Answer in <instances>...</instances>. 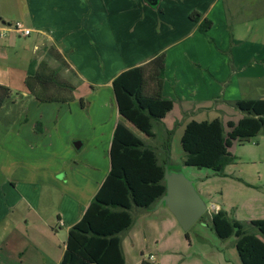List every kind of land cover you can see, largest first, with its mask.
Here are the masks:
<instances>
[{
    "label": "crops",
    "instance_id": "0c3cea01",
    "mask_svg": "<svg viewBox=\"0 0 264 264\" xmlns=\"http://www.w3.org/2000/svg\"><path fill=\"white\" fill-rule=\"evenodd\" d=\"M161 1L152 5L148 0H119L118 7H113L109 0H12L9 8H16V5L20 7V3L21 11L18 16L24 20L28 18L29 25L25 27L31 30V34L22 36L10 28L13 21L7 20H14L16 17L8 14L6 2L0 0V49L6 50L5 53L0 52V84L8 86L12 91L17 86H24L23 96L28 99L30 108L35 107L33 109L39 111L32 125L28 117L30 109H26L25 116L15 117L11 121L14 124L8 132L10 147L0 152L1 169L7 170L6 178L0 182V264H49L50 260L51 249L36 231L29 229V219L34 208L39 210L43 199L54 200V191H57L60 183L56 175L60 169L39 165L38 170H32L29 161L22 157L24 150H32L31 139L38 145L34 138L44 136L47 131L45 114L42 112L45 106L33 96L30 97L25 80L38 70L41 60L48 57L49 47H55L64 56L73 73L77 86L73 105L84 98L88 100L86 106L89 110L97 107L94 110L97 112L96 116L89 118V123L97 130L93 131L94 137L99 139L108 152L107 163L95 161L91 166L93 174L89 177L85 190L69 192L62 187L57 224L61 228L58 232L65 230L69 233L82 218L110 172L113 134L119 123L125 124L118 110L113 80L123 71L143 65L158 54L165 53L163 96L173 100L175 104L167 117L171 114L173 120L178 122H182L184 118L183 124H187L194 118H205L214 111L213 119H221L220 113L225 111L212 106L213 102L221 101L218 91L223 88L224 78L220 76L230 73L229 58L214 50L220 47L211 35L213 22L207 33L199 30L201 21L209 20L219 2L213 1L206 10L195 8V12L199 11L201 15L200 22H196L190 17L192 9L181 4L184 0H175V4L166 9L159 5ZM253 5L254 9L258 8L259 13L264 12V5ZM222 7L225 9L223 5ZM191 23H195V26L191 27ZM223 25L225 27L224 22ZM143 28L153 31L151 43L154 47L148 55L144 53L149 48L150 41L141 40L138 33H142ZM174 28H185L187 31L177 36L173 35ZM168 30L172 32L170 36ZM32 35H36L34 40H30ZM210 39H213L215 45ZM263 56L264 53L259 58L251 55L237 56L235 52L233 54L238 67L247 74L243 79L253 81V89L260 98H264V64L259 63L264 59ZM252 58H255L254 63L251 62ZM136 59L141 61H129ZM171 59L175 60V69L170 75ZM23 62L29 66L28 69H22ZM13 101L14 104L8 106L11 113L18 105V99ZM110 108L113 109L114 118L106 127V118L99 114V109L108 111ZM225 114L231 117L226 112ZM234 117L228 121H233ZM242 117L243 115L238 119ZM59 119L57 116L54 123L57 124ZM184 126L180 127L182 134ZM167 128L171 127L167 125ZM82 142L78 143L80 147L85 145V141ZM3 155L8 156L7 163L4 162ZM24 171L27 173L17 174ZM17 176L19 180L16 179ZM212 204L213 210L221 209L219 204ZM211 208L209 211L213 212ZM32 250L39 254V261L26 258V253ZM62 258L57 264L61 263Z\"/></svg>",
    "mask_w": 264,
    "mask_h": 264
},
{
    "label": "rangeland",
    "instance_id": "374dc122",
    "mask_svg": "<svg viewBox=\"0 0 264 264\" xmlns=\"http://www.w3.org/2000/svg\"><path fill=\"white\" fill-rule=\"evenodd\" d=\"M3 1L6 2L8 14L16 17L14 20L13 18L7 20L8 22L13 21L12 24L20 22L24 26L29 25L28 18L24 20L18 16L21 11L20 3V7L16 5V8L11 9L9 5L12 0ZM213 1L219 2V5L209 17V20L214 23L211 35L220 47H216L217 49L214 50H218L229 58L230 73L220 76L224 78L223 84L221 83L223 88L218 91V97L221 101L213 102L212 107L222 108L231 117L235 115L233 121L238 122L242 113L233 106L234 103L242 99L260 97L258 92L253 89L255 86L253 81L243 79L247 74L238 67L233 54L235 52L237 56L251 55L259 58L264 53V12L259 13L258 8L254 9L253 5H264V0H184L181 1V4L192 9L191 17L193 13H200L199 11L195 12V8L199 7L206 10ZM109 2L113 7H118L119 0H109ZM174 4L175 0L159 2L161 8L164 9ZM256 14L257 16H255ZM188 20L189 18H187ZM190 26H195V23H191ZM185 31H187L185 28H174L173 35L180 36ZM168 32V36H170L172 32L170 30ZM138 33L141 40L150 41V46L144 55L150 54L154 47V44L151 43L153 31L150 32L148 28H143L142 33ZM35 37L36 35H32L30 40H34ZM212 43L214 44V42ZM213 48L215 47L213 46ZM5 51L0 49L2 53ZM21 51L24 52L22 48ZM31 57L32 54L29 55V58ZM255 58L251 59L252 63H254L253 59ZM49 60L52 66H59L57 61ZM259 63L264 64V59ZM21 67L28 69L29 66L23 62ZM174 69L175 60L171 59L169 62L170 75L174 73ZM62 75L71 78L73 82L75 81L73 73L66 67L62 68ZM218 86L220 88V85ZM23 89L24 86H17L12 91V98L0 111V152L3 149L8 150L10 147L8 132L14 124L11 121L15 117L17 119L25 116L26 109H30L28 117L30 125H32L35 122V115L39 113L33 109L35 107L30 108L28 99L23 96ZM81 93L83 92L81 91ZM30 97L32 98V96ZM14 99H18V105L15 111L11 113L8 106L14 104ZM83 100L86 106L88 100L84 98ZM41 104L45 106L42 112L45 114L47 131L44 136L34 138V141H38V145L33 143L31 139L32 150H30L31 148L24 150L22 157L29 161L32 170H38L39 165H44L50 169H60L56 178L60 182L58 186L61 190L57 187V191H54L56 194L53 201L43 199L39 210L36 208L32 210L29 229L36 231L46 246L51 249L49 264H57V261L62 258V253L64 255V247L68 238L65 230L58 232L61 227L57 225L59 223L58 208L60 207L62 187L69 192L71 190L75 192L76 189L78 191L85 190L90 180L89 177L93 174L91 166L94 165L95 161L101 163L106 161L107 163L108 152L102 147L99 139L94 137L93 131L97 132V130H94L89 123V118L92 119L93 116H96V106L89 110L88 106H84L85 108L82 106L80 100H77L74 105L72 101L70 103ZM225 112L220 113V117L226 125L231 117H227ZM212 113L215 112L212 111ZM212 113L206 115L205 118L194 119L198 121L212 120ZM99 114H103L106 118V127L114 118L112 108L108 111L99 109ZM57 116L60 119L55 124ZM172 117L173 115L170 114L165 120L166 127L168 125L172 130L168 153L164 149L165 134L158 127L156 128L158 137L151 140L135 125L125 121L126 119L122 121L139 138L158 147L162 161L168 162L171 168L182 169L189 179L194 180L197 191L209 208L213 205L212 203L219 204L229 217L240 222L250 223L255 220H264V132L248 142H235L230 152L237 158L236 163L227 166L224 175H217L208 169L184 165V151L181 145L182 128L180 127L186 126V124H183L184 118L181 120L182 122H178ZM82 141H85V145L77 148L76 144H82ZM2 158L7 163L8 156L3 155ZM5 171L0 166V182L7 176ZM25 173L27 171L17 174ZM16 179L19 180L18 176ZM131 214L134 218L133 226L123 237L126 264H242L234 241L232 239L222 240L214 231L211 222L212 211L208 210L188 232L183 230L176 217L164 204L156 205L149 210L134 207ZM260 237L264 241V236ZM38 255L32 250L30 253H26V258L39 261Z\"/></svg>",
    "mask_w": 264,
    "mask_h": 264
},
{
    "label": "trees",
    "instance_id": "16d2710c",
    "mask_svg": "<svg viewBox=\"0 0 264 264\" xmlns=\"http://www.w3.org/2000/svg\"><path fill=\"white\" fill-rule=\"evenodd\" d=\"M191 18L200 22L201 15ZM212 21L203 19L201 33H207ZM214 42L213 39H210ZM59 66H52L49 59ZM68 62L55 47L38 70L26 78L29 94L41 103H70L75 99L76 84L62 75ZM166 55L160 53L147 63L123 71L113 80V91L120 115L135 125L151 140L158 137V127L165 134L164 149L168 153L172 130L164 119L174 109V101L163 96ZM12 90L0 84V111L12 98ZM82 106H85L81 99ZM243 117L229 121L220 119L188 122L181 145L184 165L208 169L224 175L225 168L237 158L230 152L235 142L244 143L264 132V98L242 99L233 105ZM160 149L137 135L125 124L115 128L110 149L111 169L82 218L69 230L60 264H126L123 237L131 229L134 207L149 210L166 193L165 162ZM211 222L217 236L234 241L242 264H264V220L250 223L232 219L222 209L213 213Z\"/></svg>",
    "mask_w": 264,
    "mask_h": 264
},
{
    "label": "water",
    "instance_id": "95a60500",
    "mask_svg": "<svg viewBox=\"0 0 264 264\" xmlns=\"http://www.w3.org/2000/svg\"><path fill=\"white\" fill-rule=\"evenodd\" d=\"M156 5L158 0H148ZM80 148L79 144H76ZM166 193L156 205H166L185 232H188L208 211L209 207L196 189L195 181L189 179L182 169L165 164Z\"/></svg>",
    "mask_w": 264,
    "mask_h": 264
},
{
    "label": "built area",
    "instance_id": "2783aa9c",
    "mask_svg": "<svg viewBox=\"0 0 264 264\" xmlns=\"http://www.w3.org/2000/svg\"><path fill=\"white\" fill-rule=\"evenodd\" d=\"M10 28L13 29L15 32L22 36H29L31 34V30L26 28L22 23L16 22L10 25ZM209 210V209H208ZM211 210H213L211 208ZM218 208H214L213 212H216ZM218 212V211H217Z\"/></svg>",
    "mask_w": 264,
    "mask_h": 264
}]
</instances>
